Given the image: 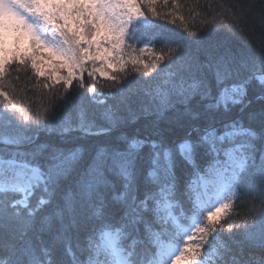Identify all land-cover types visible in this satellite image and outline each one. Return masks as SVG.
Segmentation results:
<instances>
[{
    "label": "snow or ice",
    "instance_id": "obj_1",
    "mask_svg": "<svg viewBox=\"0 0 264 264\" xmlns=\"http://www.w3.org/2000/svg\"><path fill=\"white\" fill-rule=\"evenodd\" d=\"M156 3L0 0V78L13 63L26 66L30 62L37 70L38 51L46 52L47 63L58 66L57 70L67 71L65 76H55L66 90L75 80L84 87L83 76L76 73H83L89 62L101 65L88 73L90 77L99 72L114 83L117 77L109 75V70L122 71L131 63L148 81H160L153 91L146 81L134 78L136 90L150 103L159 99L157 117L164 118L173 109L175 124L185 129L182 137L170 141L153 122L143 136L124 134L88 148L53 146L46 159L37 157L49 148L47 144L40 145V152L19 151L38 137H5L0 143L15 150L6 168L0 159V234H7L11 241L17 225H23V237L38 223L40 231L52 234L53 243L37 247L0 242V252L6 253L0 264H229L226 254L231 249L221 231L232 204L221 201L236 194L245 182L260 185L264 197V104L255 110L248 98L255 82L260 88L255 99L264 101V55L247 52L237 56L227 48L219 52L222 44L215 46L218 54L213 55L197 32H188L191 39L171 31L165 35L142 11L147 7L158 15L153 7ZM245 15L239 11L233 24H240ZM202 22L217 21L213 17ZM259 22L264 27V15ZM158 40L164 42L172 59L150 73L148 62L133 55L135 48L129 41L142 44L143 53ZM163 60V55H156L151 67L158 68L157 62ZM37 75L44 73L37 70ZM88 91L94 103H104L96 99L95 83ZM0 96L7 98L4 92ZM194 96L200 97L202 105L196 110L191 106ZM142 111L151 114L147 106ZM184 117L188 118L186 125ZM104 118L111 126L118 122L111 108ZM137 119L133 116L132 122ZM72 130L64 126L61 132ZM75 130L83 136H99L112 127H97L81 119ZM19 156L31 159L17 160ZM188 173L200 176V187L186 179ZM205 198L208 205L202 203ZM189 219L203 225L196 228L195 240L189 235ZM233 227L229 224L228 231ZM245 237L264 248V209L258 233L246 231ZM61 238L67 261L53 259ZM181 240L186 247L181 248ZM231 264H239L235 256ZM258 264H264V258Z\"/></svg>",
    "mask_w": 264,
    "mask_h": 264
},
{
    "label": "trees",
    "instance_id": "obj_2",
    "mask_svg": "<svg viewBox=\"0 0 264 264\" xmlns=\"http://www.w3.org/2000/svg\"><path fill=\"white\" fill-rule=\"evenodd\" d=\"M158 15H153L147 7L142 8L148 19L159 26L158 30L163 31L165 35L169 31L183 35L187 39L188 32H197L204 36L205 45L213 55L218 54L215 46L219 47V52L225 48L231 50L234 55L240 56L243 53L251 52L257 57L264 55V27H261L259 18L264 15V0H157L153 6ZM239 11L246 12L244 20L238 25L233 24L235 15ZM216 18V23L205 24L202 21ZM187 28L188 31H185ZM152 47V52L141 58L148 62L150 73H155L158 69H163L168 64L172 56L169 55V49L164 47V42L158 40ZM175 48V44L170 45ZM156 55H163L164 60L159 61L158 68H152V60ZM200 59L205 60V53H200ZM29 66L13 63L8 73L0 78V92L7 94V98H0V141L5 137H38L33 143H25L19 151L40 152V145L47 144L49 148L44 150L37 159H46L51 148L72 149L78 146L88 148L95 145H105L114 141L121 135L129 137L145 134V128L153 122L166 134L170 141H176L185 134V129L175 124L176 111L169 109L164 118H158L155 109H149L151 114L145 115L142 111L144 106L149 108V98L142 92L136 90L138 85L134 78L140 77L146 81L153 91L159 80L148 81V78L142 77L133 65L129 63L122 71L117 70L111 73L117 77L116 83L109 79L83 76L84 87L79 86V80H75L70 89H65L63 83L52 84L45 79H39L36 74L29 69ZM143 71V69H141ZM207 71V70H205ZM247 75V73H244ZM163 79V76L160 78ZM130 81L131 83H125ZM95 83L96 99L104 103H94L89 97L92 95L88 88ZM49 85L45 88L44 85ZM124 85L121 87V85ZM133 89V91H130ZM259 85L253 82L249 87L248 98L252 101V108L259 110L264 101H259L255 97L259 94ZM64 97H67L65 100ZM175 101V100H173ZM200 97L194 96L191 100V106L194 110L201 108ZM155 101L151 102L154 104ZM177 108L183 111V106L177 104ZM111 108L117 116V124L111 126L104 118L106 111ZM133 116H137L136 122H132ZM81 119L85 123H92L97 127H112V130L99 136H83L75 128L80 124ZM185 125L188 118L184 117ZM196 123V122H193ZM64 126H71L72 131L62 133ZM49 129H52L49 132ZM174 129V131H173ZM10 146L0 143V158H12ZM85 159L87 153H85ZM17 160L31 159V157L19 156ZM201 167H204L201 164ZM204 178H208L206 173H201ZM199 177L192 173L186 174V179L193 183L194 187L199 186ZM261 186L245 182L238 186V191L234 195H226V202H231L228 216L223 222L221 236L231 249L226 254L229 264L231 257L235 256L239 264H258L261 258H264V248L258 246L253 240L245 237L246 231L258 233L261 211L264 209V197L261 196ZM35 203V200H33ZM46 209L45 211H47ZM206 215V213H205ZM191 219H189L188 223ZM229 224L234 225L231 232L228 231ZM203 226L196 224L191 230V236L194 240L199 233L197 227ZM16 237L9 240L7 234H0V242L13 243L17 246L21 244H30L39 247L41 244L52 245V234L47 231H40L37 223L33 228L27 231V234L21 237L20 232L23 225L16 226ZM65 243L63 238L55 244L53 259L67 257L63 256ZM186 247L181 240V248ZM6 258V253L0 252V259Z\"/></svg>",
    "mask_w": 264,
    "mask_h": 264
},
{
    "label": "rangeland",
    "instance_id": "obj_3",
    "mask_svg": "<svg viewBox=\"0 0 264 264\" xmlns=\"http://www.w3.org/2000/svg\"><path fill=\"white\" fill-rule=\"evenodd\" d=\"M129 43L130 44H133V47L135 48V52L133 53V55H136L138 57H142V56L147 55V54H149V53L152 52L151 51L152 50V47L151 46H150V49L149 50L141 53L140 52V48L143 47L142 44H135L132 41H129ZM129 51H131V49ZM36 60H37V70L40 71V72H43L44 73L43 76L37 75V70H33L31 68V63L30 62L26 66H29L30 67L29 69H31L36 74V76L39 79H45V80H47L48 83H52V84H58L59 85L60 83H63L62 81L56 82L55 81V76H65V75H67V71L65 69H58L57 70L58 66L57 67H54L52 64L47 63L48 56H47V53L46 52H44V51H38L36 53ZM99 67H101V65L99 63H97V64L94 65V64H92V63L89 62V63L86 64L85 69H84V72L83 73H80L79 71H77L76 76L79 77L81 75L82 76L85 75V77H90L88 75V73L89 72H92L94 70V68H99ZM116 71L109 70L108 74L111 75V73L116 72ZM50 74L52 76L51 79L49 78ZM91 78L93 80H96V78L107 79L106 76H102L99 72H95L94 73V76H92ZM0 98L6 99L3 96H0ZM172 99L173 100H176V97L173 96ZM157 104H159V99H157L154 102V104L153 103H150L148 105L149 106V109H155V107H156ZM3 161H5V165L4 166L6 168L7 167V163L6 162L8 160H3ZM204 201H207V204L209 203L208 200H207V198H205ZM221 202H225V199H223ZM211 210H214V209H211ZM190 225H192V227H191V230H192V228H194L196 226V223L194 221H191ZM191 230L189 231V235H190ZM177 254H179V253H177ZM169 264H172V261H169ZM178 264H181V262H178Z\"/></svg>",
    "mask_w": 264,
    "mask_h": 264
}]
</instances>
